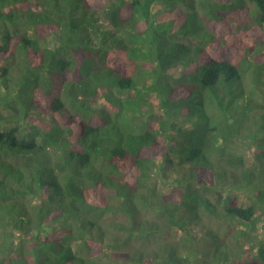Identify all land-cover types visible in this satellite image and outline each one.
<instances>
[{"label": "trees", "instance_id": "obj_1", "mask_svg": "<svg viewBox=\"0 0 264 264\" xmlns=\"http://www.w3.org/2000/svg\"><path fill=\"white\" fill-rule=\"evenodd\" d=\"M0 174V264H264V0H0Z\"/></svg>", "mask_w": 264, "mask_h": 264}, {"label": "rangeland", "instance_id": "obj_2", "mask_svg": "<svg viewBox=\"0 0 264 264\" xmlns=\"http://www.w3.org/2000/svg\"><path fill=\"white\" fill-rule=\"evenodd\" d=\"M232 30H235V24H234V21H232ZM101 101H103L102 99H101ZM46 120H47V123H49V124H51V123H53V121H52V119L50 118V117H46ZM63 125H66L65 124V120H62V119H60L59 120ZM14 124V123H13ZM23 126H25V124H23ZM23 126H21L22 127V129H27V127H23ZM253 165V160L251 159V157L250 156H247V167H251ZM0 176H1V174H0ZM235 195H237V197L238 198H241V197H243L244 196V194H243V192L242 191H234V192H232V193H229V195L228 196H230L231 198L230 199H232L233 200V197L235 196ZM122 219H124V217H121ZM204 223H205V225H210V226H213V227H219L220 228V226H223L224 227V225H225V222H223V223H221L220 221H218V220H216V219H212V218H205V220H204ZM264 223V219H261V221H260V226L262 225ZM258 227V231L260 232L261 230H262V227ZM239 227H246L247 228V225H242V224H239ZM258 231H256V232H258ZM258 232V233H259ZM222 233V232H221ZM228 234H230V232H228ZM222 235H224V232L222 233ZM234 238L233 237H227V241L229 242V243H235L234 242ZM241 259H243V255L240 257Z\"/></svg>", "mask_w": 264, "mask_h": 264}]
</instances>
